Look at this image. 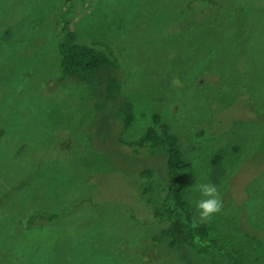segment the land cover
Masks as SVG:
<instances>
[{
	"label": "rangeland",
	"instance_id": "1",
	"mask_svg": "<svg viewBox=\"0 0 264 264\" xmlns=\"http://www.w3.org/2000/svg\"><path fill=\"white\" fill-rule=\"evenodd\" d=\"M216 1L0 0V264L264 263V0ZM66 21L119 60L135 110L122 136L86 83L61 79ZM154 114L178 137L197 218L195 185L217 187L222 208L203 221L216 257L147 241L165 224L138 175L163 176L164 160L118 139L143 137Z\"/></svg>",
	"mask_w": 264,
	"mask_h": 264
},
{
	"label": "trees",
	"instance_id": "2",
	"mask_svg": "<svg viewBox=\"0 0 264 264\" xmlns=\"http://www.w3.org/2000/svg\"><path fill=\"white\" fill-rule=\"evenodd\" d=\"M196 1L207 8L221 9L216 0ZM59 34L61 39L57 51L61 61V79L64 81L77 78L86 83L91 89L96 117L105 115L106 121H116L120 126L119 135L122 136L133 126L135 110L134 105L121 96V68L118 58L107 47L108 52L100 49L106 46L104 43H78L68 21L59 28ZM100 135L101 132L98 136ZM118 142L126 147L147 149L151 157L160 156L164 160L163 176L157 177L148 167L143 168L138 175L141 180L140 194L151 208L153 219L160 225L165 224V227L147 241L154 244L165 243L171 252L191 250L199 257H216V253L220 254L218 240L210 237V227L197 218L183 198L179 174L182 152L178 137L170 132L161 116L152 115V125L137 141L125 143L119 138ZM29 219H34V216ZM224 261L226 264H264L247 263L231 256Z\"/></svg>",
	"mask_w": 264,
	"mask_h": 264
},
{
	"label": "clouds",
	"instance_id": "3",
	"mask_svg": "<svg viewBox=\"0 0 264 264\" xmlns=\"http://www.w3.org/2000/svg\"><path fill=\"white\" fill-rule=\"evenodd\" d=\"M194 191L198 194V198L194 199L192 204L201 221L220 212L222 201L215 184L211 182L198 183L195 185Z\"/></svg>",
	"mask_w": 264,
	"mask_h": 264
}]
</instances>
